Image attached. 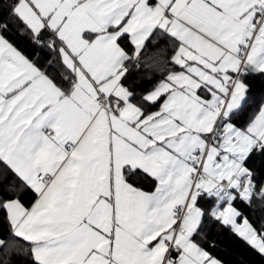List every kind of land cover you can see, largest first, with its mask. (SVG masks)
<instances>
[{
  "label": "snow or ice",
  "instance_id": "snow-or-ice-1",
  "mask_svg": "<svg viewBox=\"0 0 264 264\" xmlns=\"http://www.w3.org/2000/svg\"><path fill=\"white\" fill-rule=\"evenodd\" d=\"M0 264H264V0H0Z\"/></svg>",
  "mask_w": 264,
  "mask_h": 264
}]
</instances>
